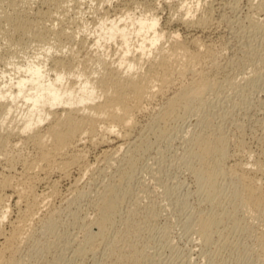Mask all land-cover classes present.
Returning <instances> with one entry per match:
<instances>
[{
	"label": "bare ground",
	"instance_id": "6f19581e",
	"mask_svg": "<svg viewBox=\"0 0 264 264\" xmlns=\"http://www.w3.org/2000/svg\"><path fill=\"white\" fill-rule=\"evenodd\" d=\"M32 1L23 0L21 4L15 1L13 5V0L11 10L3 16L5 26H1L5 28L0 29L10 41L22 40L21 37L29 33L34 42L31 48L35 51L32 56L14 57L7 61L10 67L1 69L4 80L0 84V224L10 219L7 231L0 225V264H18L22 256L17 259L16 254L22 244L36 245L40 240L38 234L52 235L60 211L84 197L87 191L79 188V182H73L67 187V194L62 193L60 203L64 205H56L53 209L48 206L50 210L41 214L46 200L50 201L48 197L59 193V180L50 179V173L58 172L60 178H66L71 167L76 166L84 176L91 165L85 160L90 147L100 149L99 161L115 166L116 173L111 183L101 184L100 192L94 191L99 194L91 199L92 218L90 213L84 218L83 214H78L83 215L82 219L75 213L72 215L78 223L76 231L83 235L79 236L81 240L72 236L79 241L70 252L77 255L104 244L105 256L98 264H142L143 249H139L136 240L141 211L134 208L129 210L131 215L123 214L138 155H144L151 147L148 135L145 137L140 130L148 128L149 134L160 138L170 132L173 120L190 114L198 116L199 130L188 138L190 149L184 160L206 200L216 209L198 216L201 240L210 244L225 220L231 221L230 228L241 229L243 217H239V211L249 219L264 217V140L260 152L249 151L244 137L238 133H242L243 121L234 123L239 131L229 137L218 128L219 124L215 128L212 126V112L204 107L206 96L220 86L210 77L211 72H207L208 68L220 65L215 57L217 51L202 40L214 21H210L211 15L207 13H212L213 9L200 14V1L188 4L186 0L187 3L179 0L170 4L172 12L167 19L185 26V41L179 39L176 31L165 32L159 25L161 17L155 9L167 0H154L153 3L118 0L115 6L120 8L111 7L113 0H98L92 8L96 11L92 22H83L77 30L67 25L69 23L64 25L72 0H41L46 9L37 12L30 6ZM30 7L35 12H31ZM0 15L2 17V13ZM259 22L249 23L251 34L242 37L245 44L242 50L246 53L243 54L248 58L255 57L249 47H255L252 44H256L257 33H261L259 44L263 52L259 56L264 59V23ZM166 42H169L168 47ZM239 47L237 45L238 49L242 48ZM92 63L94 68L89 67ZM156 96L163 98L158 105L160 108L146 124L141 123L139 114ZM29 145L32 150L24 152ZM122 152L124 154L120 155ZM41 171L43 176L40 177ZM223 180H227L228 188L223 187ZM77 181L80 180L77 178ZM35 183L46 185L49 192L46 195L36 193ZM11 203L17 208L14 217L9 216ZM75 207L78 209V205ZM66 240L60 247L64 251L69 248L68 243L73 244L70 239ZM255 241L264 264V230L259 231ZM26 254L32 255L29 248Z\"/></svg>",
	"mask_w": 264,
	"mask_h": 264
},
{
	"label": "rangeland",
	"instance_id": "374dc122",
	"mask_svg": "<svg viewBox=\"0 0 264 264\" xmlns=\"http://www.w3.org/2000/svg\"><path fill=\"white\" fill-rule=\"evenodd\" d=\"M0 1V14L2 13V17L0 15V23L2 22L0 24L1 26L4 24L3 16L7 13V11L11 10L10 8L15 5V1L16 3L20 2L19 4H21L23 0H14L13 5V0ZM97 1L98 0H72V2L70 1L68 7L70 9H68L69 11L67 10L65 17L67 16L68 19H72H65L64 25L66 26V24L69 23L67 25H72L73 28L77 30L79 26L81 28L83 22H92V15L96 13L95 9L92 8L93 5H96L95 3H97ZM148 1L150 3L154 2V0ZM148 1L146 2L147 4L149 3ZM180 1H184L182 3L189 2L188 4L200 1V5H198V11H200V14L205 13L207 9H209L208 11H210V9H213L211 11L212 13H207L211 15L209 16L210 21H214H211L212 23L210 22L211 24L208 33L202 37V40L205 44L207 43V45H209L212 50H215L214 52L217 51V54L215 53V57L218 60L216 61L217 63H220L217 68L207 69L208 73L209 71L211 72L209 73L210 77L215 79L217 83L216 85H220L216 87L217 89H215V91L206 96V105L204 106L206 107L205 110L207 112H214L213 114L211 113V118L213 121L212 124H214L212 126H214L215 128V125L219 124L218 128L221 131L224 130L225 134H227V136L230 135L229 137H231L232 135L236 134L235 132L239 131L234 128V123L240 120L241 122L243 121V129L241 130L242 133H238L242 134V138L244 137L243 140L248 146L247 149L257 154L256 152L261 151L262 141L264 140V59L259 56L263 52V50H261L262 48L260 47L261 45L259 44L261 33H257V37H259L257 38L258 41L256 40V44H252L255 45V47L257 46V51H254L256 50L254 46L252 47L250 45L251 47H249L250 49L252 48L254 52L251 55H255V57L251 56L252 58L246 57V53L242 50L245 47L244 38L242 37H244L245 35L247 36V34H251L250 30H248L251 28L249 23L251 24L252 22H254V20L256 22L260 21L259 23H261V21L262 23H264V0H186L187 2L185 0ZM118 2V0H113L111 7L115 6V4H117ZM176 2H179V0H167V2L160 3L155 9L158 10L155 12H158V15L161 17L159 25L161 28L164 29L165 32L170 33L174 30L179 33V39L186 41L187 39H184L187 32L185 26L180 24V22L177 23L175 20L169 22L167 19L170 17L169 15H171L169 12H172L170 4ZM208 2L210 4H208ZM41 4H43L41 3V0H34L32 1V4H30V6L34 10H36V12L40 11L41 9L45 10L46 4ZM207 5L212 6H209V8ZM31 7V12H35ZM115 8H120V6H115ZM138 10L139 9H137V11ZM68 14L73 17H70ZM174 16L175 15H173V17ZM238 23H240V25H236ZM3 26H5V24ZM3 26L0 27L2 31L5 28ZM1 30L0 84L4 80L2 78L3 71H1V69L10 67L7 61L13 60L14 57H17L18 59V57H21V54L23 56L26 54L27 56H32L35 54V51L31 48L34 42L29 33L26 34L25 37H21L23 41L19 40V42L11 40L13 42L12 45L10 43L11 41L8 40L4 36V34H2L3 32ZM246 31L247 33L245 34ZM17 42H19V44ZM168 45L169 42H166L165 46L168 47ZM237 45L238 47L240 46L242 48L239 47L240 49H238ZM25 50L27 53L25 52V54H23ZM7 54H9L10 57L7 56ZM82 54H85V52ZM257 54L259 57L256 56ZM244 57L248 60H244ZM22 59L24 58H21V60ZM227 59L232 60L231 62L233 63H228L229 60ZM239 59L242 61L240 62ZM226 63L228 65H226ZM251 63H253L254 65ZM89 65V67L94 68L92 67L94 66L93 63ZM219 88L220 90H218ZM154 99L152 100L153 102H151V104L149 103V106H146L147 108L144 110V112L140 113L138 116L141 123L143 124H146L150 120V118H152L156 114V112L160 108L159 106L163 101V98H160L159 96L154 97ZM197 117L198 116L195 114H190L184 117L183 119L173 120L171 122L172 125L171 130H169L170 132L166 135L161 136L160 138L155 137L153 134H149L148 128H145L144 130L142 128L140 130V132L144 134L145 137L146 135H148V139L151 141V147L146 153H144V155H138L137 159L139 160H137V168L135 171L134 178L132 179L130 184V189L128 191L129 194L126 197L127 201L125 200L124 202L123 214L126 215L125 213H128L129 215H131L129 213V210L132 211L134 208H137L141 211L138 214V218H140L139 220H141V222L140 228L138 229L140 231H137L136 237L138 238H136V240H138L137 246L139 247V249H143L144 257L142 258V264H262L263 255H261V251L259 250V248H256L255 241L256 235L259 233V231L264 230V217L262 216H258L259 219L258 217H254L253 219L250 218V220L246 214L244 216V213H242V211H239L238 213L241 214L239 217H243V227L241 229L230 228L231 221L229 220V222H227V220H225V228L224 226H220V230L218 228V230L215 232L216 236L215 234L213 235L212 241H214V243L211 241L210 244H205L199 237L198 216L209 213L211 212V210L214 211L216 209L213 208L212 205L206 200L204 192L199 187V184L196 182L195 177L193 176L192 172L190 171L188 165L185 163L184 160L187 155L186 153H188L189 151L188 149H190L188 147L190 146V144L189 141L187 142V140L194 132H197L199 130V126H197L196 124ZM24 149V152L27 151V149L29 152L30 150H32L30 148V145ZM100 152V149H95L93 147L87 148L85 160H87L88 163L91 165L90 169L88 168V171H85L86 174L84 173V176L80 173L78 167L76 166L71 167V169L69 170L70 174H68V177L66 178H60L58 172L50 173V179L54 178L55 180H59L57 183V189L59 193H57V195L53 198L48 197L50 200L49 202L46 198L47 200L44 204L46 208L43 206L44 208L41 211L42 215L46 212V210H50L53 209V207L56 208L57 206L59 207L61 205H64L63 202L60 203L61 197L63 195L62 193H64L67 190V187H69L73 182H79L77 184L79 188L81 190H86L87 192H84L82 190L84 192V197L79 200L80 202H73V204L68 207L70 208V210L66 208L68 211L66 209H64V211L63 209L60 211V216L57 215L56 217L58 218L59 216V218L56 219V221L58 222L57 226L54 229L55 231L52 233V235H49L47 233H45V235H43L44 233H41L42 235L38 234L41 238L39 237V243L36 245H32L33 247L31 245L26 244L25 247V245L22 244L19 250L21 252L23 249V251L21 252L22 254L20 252H18V255L16 254L17 259L18 257H20V255L23 257H20V262L19 260L17 261L18 264L21 263V260V264H49L51 262H54L55 264H98L102 261V259H104L103 256H105L104 253L106 252V247H104L106 245L104 244L100 245L99 247H96L97 250L95 249L93 251H86L85 253L81 252L77 255H75L74 252L71 253L72 251H74L73 248H76V243L81 240V235H83L79 231H76V227L78 228V223L77 221L74 222V216L72 215L75 213L77 214V216H79L80 219H82L85 216H88L86 214L90 213L92 218L94 210L91 206V199L94 200V198H96L99 194L94 193V191L96 190V192H100L101 184L111 183L113 180V176L116 173V169L114 168L115 166H108L105 165V163L99 161ZM122 154H124V152H122L120 155ZM17 169L19 170L20 167H18ZM100 170L102 171V173ZM103 171H105L106 173H104ZM79 174H81V176ZM38 176H43L42 171L38 174ZM77 178L80 181H77ZM222 182L223 187L228 188L227 180H223ZM44 186L46 185L35 183V192L38 194L46 195L49 192V189L48 187ZM66 192L64 193V195L67 194ZM86 198H88V201L85 200V202L84 199ZM12 204L13 203L10 204L9 216L14 217L17 214V208ZM74 204L78 205V209L75 207L77 205ZM48 206L50 209L48 208ZM125 206L127 207L126 209ZM80 207L81 209H83L80 210ZM74 208H76V210H73ZM67 212H69V214ZM78 214H83L84 216L82 215V217ZM86 218L88 219L90 218V216ZM8 219L10 218L3 220L2 222H5L4 224L2 222L0 224L1 228L5 231H7L9 228V224L7 221ZM80 219H78V221H80ZM226 222L228 223V226ZM247 222L252 228L248 227ZM219 231L223 232L220 234ZM69 235L71 236L69 237ZM74 235L78 236L75 238L79 240L74 239V237H72ZM79 236L81 238H79ZM110 237H108V240H111ZM66 239H70V243L73 244L71 245L68 243L67 248H69L65 249L64 251L63 248L60 247H63L65 245L67 241ZM72 239L74 240L72 241ZM0 242H2L1 236ZM28 248L29 252L31 251V254L34 256L26 254ZM24 256L27 258H25ZM52 258H54V261ZM23 260H25V262Z\"/></svg>",
	"mask_w": 264,
	"mask_h": 264
}]
</instances>
